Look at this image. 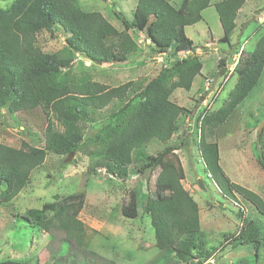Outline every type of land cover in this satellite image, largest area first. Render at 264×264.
Segmentation results:
<instances>
[{
    "label": "trees",
    "instance_id": "obj_1",
    "mask_svg": "<svg viewBox=\"0 0 264 264\" xmlns=\"http://www.w3.org/2000/svg\"><path fill=\"white\" fill-rule=\"evenodd\" d=\"M6 1V0H2ZM108 1V0H103ZM244 0H136L132 18L114 10L122 29H116L98 11H85L79 0H12L0 8V109L11 114L40 108L46 118L43 145L22 140L17 147L0 142V202L7 203L26 186L31 172L40 167L47 151L56 155L76 154L83 147L87 124L116 119L114 127H103L96 135L95 165L124 180L129 166L136 162L155 172L152 188L142 210L153 228L156 255L145 264H205L214 256L201 227L199 206L186 190L168 153L176 146L166 145L155 156L147 153L152 140L167 144L176 131L177 119L187 110L170 97L175 89L190 90L200 74L202 62L190 51L192 40L185 27L201 20V11L213 5L222 36L230 45ZM114 3H112L114 9ZM46 32L61 36L64 49L45 51L38 36ZM140 32L153 54L170 53L174 60L152 76L127 80L118 85L67 74L74 55L93 62L124 63L139 53L131 33ZM180 51L188 52L177 57ZM73 55V57H72ZM224 59L218 64L223 66ZM233 67L236 76L227 98L214 112L197 117V150L203 170L224 199L237 203V196L264 216L263 198L231 181L220 163L217 130L241 101L258 84L264 71V34L252 51L241 49ZM255 161L264 171V127L257 133ZM138 195L130 189L123 196L121 214L138 216ZM84 194L75 192L28 208L16 217L32 228L58 238L44 264H126L106 258L89 248L85 225L78 218ZM240 225L225 236L215 251L249 246L255 261L262 246L261 221L238 209ZM241 218V219H240ZM35 259V258H34ZM241 260L238 263H243ZM33 264H39L35 259ZM0 264H30V261L3 260Z\"/></svg>",
    "mask_w": 264,
    "mask_h": 264
},
{
    "label": "rangeland",
    "instance_id": "obj_2",
    "mask_svg": "<svg viewBox=\"0 0 264 264\" xmlns=\"http://www.w3.org/2000/svg\"><path fill=\"white\" fill-rule=\"evenodd\" d=\"M171 1L174 5L181 2ZM11 2L0 0V8L5 9ZM79 3L85 11L100 12L120 30L122 25L114 15V10L121 11L127 19H131L136 0H79ZM201 16V20L185 27V33L194 46V50L189 53L196 55L202 62L201 72L193 80L190 90L175 89L170 97L183 106L187 113L177 119L176 131L167 144L152 140L146 151L155 156L166 145L176 146L167 157L174 165L183 187L199 206L201 227L209 241L208 247L214 252V256L205 264H264V216L256 213L240 195L237 196V203L224 199L206 176L197 150V117L214 112L222 105L236 80L233 67L238 52L241 49L252 51L256 40L264 34V0H244L235 19L236 28L231 35L230 45L219 41L223 32L214 6L202 10ZM131 34L140 51L127 62H93L74 55V66L66 70V73L80 79L88 74L94 81L114 86L127 80L152 76L174 60L170 53L153 54L146 47L148 41L143 40L142 33ZM38 40L45 51L64 49L61 36L52 38L48 33L41 32ZM187 54L180 51L177 57ZM220 59L225 60L223 66L218 64ZM262 120L264 71L258 84L216 134L219 159L226 175L234 183L259 194L264 200V171L255 161L256 149L259 148L257 127ZM46 123L40 108L15 114L0 109V142L17 147L22 140H26L30 145L41 146ZM115 124L116 119L87 124L82 149L73 154L66 164H63L66 155L47 151L43 164L31 172L24 189L11 201L0 202V261H30L33 264L31 262L37 259L39 264H44L58 238L50 237L43 230L32 228L16 217L28 208H39L56 196L75 192L84 194L78 218L85 225V239L90 249L126 264H145L156 255L153 228L148 215L142 210L148 189L152 188L155 180V172L134 162L129 166V176L121 180L95 165V137L103 127H114ZM198 179L202 187L198 186ZM130 189L136 190L139 199L138 216L133 219L124 217L120 212L122 198ZM241 208L245 215L258 218L263 225L262 246L256 261L249 246L215 251L224 242L225 236L240 225L237 211ZM241 260L244 262L238 263Z\"/></svg>",
    "mask_w": 264,
    "mask_h": 264
},
{
    "label": "water",
    "instance_id": "obj_3",
    "mask_svg": "<svg viewBox=\"0 0 264 264\" xmlns=\"http://www.w3.org/2000/svg\"><path fill=\"white\" fill-rule=\"evenodd\" d=\"M263 126H264V120H262L260 122V124H259V127H257L258 128V133H260L262 131ZM72 155H73L72 153L67 155V157L63 160V164H66L67 162H69ZM197 184H198L199 187H202V183H201L200 179L197 180Z\"/></svg>",
    "mask_w": 264,
    "mask_h": 264
},
{
    "label": "crops",
    "instance_id": "obj_4",
    "mask_svg": "<svg viewBox=\"0 0 264 264\" xmlns=\"http://www.w3.org/2000/svg\"><path fill=\"white\" fill-rule=\"evenodd\" d=\"M172 2V1H171Z\"/></svg>",
    "mask_w": 264,
    "mask_h": 264
}]
</instances>
